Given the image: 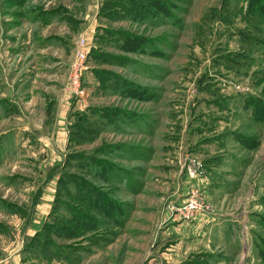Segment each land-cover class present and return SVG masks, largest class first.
Masks as SVG:
<instances>
[{
	"label": "rangeland",
	"instance_id": "1",
	"mask_svg": "<svg viewBox=\"0 0 264 264\" xmlns=\"http://www.w3.org/2000/svg\"><path fill=\"white\" fill-rule=\"evenodd\" d=\"M152 1L134 21L0 0V261L264 264V122L242 103L264 101V0ZM80 36L82 97L65 90ZM194 195L185 233L173 212Z\"/></svg>",
	"mask_w": 264,
	"mask_h": 264
},
{
	"label": "built area",
	"instance_id": "2",
	"mask_svg": "<svg viewBox=\"0 0 264 264\" xmlns=\"http://www.w3.org/2000/svg\"><path fill=\"white\" fill-rule=\"evenodd\" d=\"M90 50L91 47L86 38L80 36L75 42V58L70 65V75L65 86L66 92L70 95L82 97L85 93V89L81 86V81L83 72L88 69L86 62L88 60ZM189 167L191 178H194L199 174L198 171L200 169V163H193ZM202 208L201 203H198L197 195H194L186 201L185 205L181 209H176V212H173L175 215L173 221L182 223L184 221L194 220L201 215Z\"/></svg>",
	"mask_w": 264,
	"mask_h": 264
},
{
	"label": "trees",
	"instance_id": "3",
	"mask_svg": "<svg viewBox=\"0 0 264 264\" xmlns=\"http://www.w3.org/2000/svg\"><path fill=\"white\" fill-rule=\"evenodd\" d=\"M104 2L105 5L108 6L104 11L107 15L109 13L110 16H116V13L113 10H117L121 15L125 16V18L132 19L134 21L147 18L150 13H152L154 8L151 6L152 3H154L152 0H104ZM110 6H112L113 9H111ZM242 98H244V100H242L244 108L250 109L256 120L264 122V101L252 94H247ZM74 186V189L78 191L80 195L87 194L84 187ZM57 249L59 254H62V251H60L61 248H51L53 253L57 252Z\"/></svg>",
	"mask_w": 264,
	"mask_h": 264
},
{
	"label": "crops",
	"instance_id": "4",
	"mask_svg": "<svg viewBox=\"0 0 264 264\" xmlns=\"http://www.w3.org/2000/svg\"><path fill=\"white\" fill-rule=\"evenodd\" d=\"M50 24H47L46 26H50ZM76 29H79V28L76 27ZM73 30H75V29L73 28ZM60 39L61 40L64 39L66 41L69 38H67L66 36L63 35V37H60ZM60 123L62 124V121H60ZM58 129H59V131H58L59 132V136H60V134L62 135V137H64V134L66 136V133H65L64 129L60 125H58ZM49 200L50 201L48 203L44 202V201L42 203V201H39L38 204L33 206V213H34L35 217L33 216L34 218H33V220H31L30 228L28 229V233L29 234L32 235L33 233H36L38 228L40 227V225H44L45 216L47 215V211L51 209V205H52L51 204V197H50ZM218 223H214L213 224V228H214L215 231H217V235H222L221 233H223V232H222V230L220 228L224 225V223H222V224L221 223L218 224ZM190 226H191L190 222H184L182 224L181 230L183 232L187 233L188 228L189 229L191 228ZM175 246L177 247V245H175ZM49 258H53V257H49L48 256L47 258H45L46 261L48 262V264L52 263L53 261H56L57 264H66V262L63 261L62 259H56V260H53L52 262H50ZM25 259L26 258H24L21 253H18L17 255H14L12 259L9 258V263H8V261L5 262L6 260H1L0 264H7V263L8 264H29L31 262L30 260H25Z\"/></svg>",
	"mask_w": 264,
	"mask_h": 264
}]
</instances>
